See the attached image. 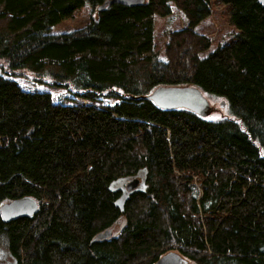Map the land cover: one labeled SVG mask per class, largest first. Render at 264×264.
<instances>
[{"label":"trees","instance_id":"16d2710c","mask_svg":"<svg viewBox=\"0 0 264 264\" xmlns=\"http://www.w3.org/2000/svg\"><path fill=\"white\" fill-rule=\"evenodd\" d=\"M107 1L0 0V209L26 195L40 207L10 223L0 211L9 253L19 264H156L169 252L195 264H264V3L219 0L235 41L209 53L212 40L195 29L211 17L210 0L99 10ZM171 3L188 26L169 34L162 60L155 22ZM85 6L90 25L51 35ZM13 77L118 102L57 104ZM171 85L225 100L230 117L146 98ZM143 170L147 189L121 212L122 191L111 188Z\"/></svg>","mask_w":264,"mask_h":264},{"label":"rangeland","instance_id":"374dc122","mask_svg":"<svg viewBox=\"0 0 264 264\" xmlns=\"http://www.w3.org/2000/svg\"><path fill=\"white\" fill-rule=\"evenodd\" d=\"M171 6L173 14L169 17H157L155 22L154 50L159 54L162 60H166L167 58L166 46L169 41V34L188 26V20L185 18L183 13L178 10L173 3H171ZM210 6L212 12L211 17L203 21L195 29L197 33L205 35L212 40V47L209 53L213 52L219 46H224L235 41L236 34L228 19L230 7L223 5L219 0H210ZM93 12L94 11L90 6H85L73 18L55 26L51 30V35L58 36L66 33H72L73 31L87 27L92 23V19L94 18ZM12 79L15 80L24 91L33 93H49L54 102L57 104L83 105L92 103L97 107L107 108L118 102L116 98L99 97V101L93 103L75 96V94L70 91L73 94L72 95L65 88L55 87L50 84H39L25 77H13ZM211 102H214L213 105L215 107V111L207 117L209 120L230 117L228 106H225V108L222 109L218 99H212ZM118 185L119 183L115 185L114 188H119ZM199 186V190L202 191L203 186L200 184L198 187ZM9 252L8 238L6 235L0 233V264H6L7 262L14 264V260L10 257ZM185 261L187 264H195L187 257Z\"/></svg>","mask_w":264,"mask_h":264},{"label":"water","instance_id":"95a60500","mask_svg":"<svg viewBox=\"0 0 264 264\" xmlns=\"http://www.w3.org/2000/svg\"><path fill=\"white\" fill-rule=\"evenodd\" d=\"M145 0H111L108 4H121L124 6L142 5ZM264 3V0H261ZM99 8L102 10L106 7ZM158 108L163 110H188L201 117H209L214 111L213 103L205 93L196 86H160L148 97ZM226 101L220 103L225 108ZM119 188H111L112 192L122 191V196L115 202V206L124 212L126 202L134 192H143L147 189V170L140 171L138 176L121 179L117 181ZM39 202L32 196H21L5 203L0 211L4 222L15 221L20 218L33 217L39 212ZM113 235L112 230L97 235L96 240L106 239ZM14 264H19L18 259L13 257ZM158 264H187L184 257L178 253H169L164 256Z\"/></svg>","mask_w":264,"mask_h":264},{"label":"bare ground","instance_id":"6f19581e","mask_svg":"<svg viewBox=\"0 0 264 264\" xmlns=\"http://www.w3.org/2000/svg\"><path fill=\"white\" fill-rule=\"evenodd\" d=\"M111 0H109V1H107L104 5H106L108 2H110ZM114 4V3H113ZM103 5V6H104ZM109 5V4H108ZM102 6V7H103ZM107 6V5H106ZM101 8V7H100ZM207 92V91H206ZM150 96V95H149ZM149 96H147L146 98H148ZM10 222H12V221H10ZM10 222H6L5 221V223H10ZM112 235H110L109 237H111ZM109 237H107V238H109ZM169 253H178V252H169ZM169 253H167V254H169ZM167 254H165L164 256H166ZM178 254H180V253H178ZM164 256H162L158 261H157V263L156 264H158L160 261H161V259L164 257ZM183 256V255H182ZM184 257V256H183ZM184 259H186L185 257H184ZM195 260V259H194Z\"/></svg>","mask_w":264,"mask_h":264},{"label":"flooded vegetation","instance_id":"af4514ba","mask_svg":"<svg viewBox=\"0 0 264 264\" xmlns=\"http://www.w3.org/2000/svg\"><path fill=\"white\" fill-rule=\"evenodd\" d=\"M11 255V254H10ZM10 263V262H9ZM8 262L6 264H9Z\"/></svg>","mask_w":264,"mask_h":264}]
</instances>
